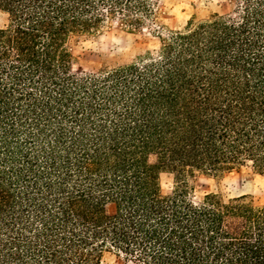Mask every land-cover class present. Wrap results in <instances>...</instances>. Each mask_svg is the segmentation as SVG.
<instances>
[{
  "label": "trees",
  "instance_id": "1",
  "mask_svg": "<svg viewBox=\"0 0 264 264\" xmlns=\"http://www.w3.org/2000/svg\"><path fill=\"white\" fill-rule=\"evenodd\" d=\"M165 2L0 0V264H264V202L190 182L264 177V0ZM112 22L158 44L73 69Z\"/></svg>",
  "mask_w": 264,
  "mask_h": 264
},
{
  "label": "rangeland",
  "instance_id": "2",
  "mask_svg": "<svg viewBox=\"0 0 264 264\" xmlns=\"http://www.w3.org/2000/svg\"><path fill=\"white\" fill-rule=\"evenodd\" d=\"M191 3L218 12L230 10L227 0H166V23L171 29L183 26ZM7 21V15L0 11V27ZM158 44V37L147 30L134 33L117 25L116 22L99 32L75 35L70 40L73 69L90 71L100 65L104 57L132 58L139 50ZM153 159V156L150 157ZM171 175L163 174L162 182L166 186ZM193 194L200 196L207 192H216L223 196L249 194L255 201L264 202V177L254 173L249 166L222 173H197L192 179ZM107 264H131L110 258Z\"/></svg>",
  "mask_w": 264,
  "mask_h": 264
}]
</instances>
